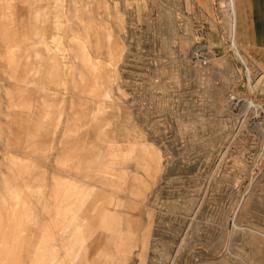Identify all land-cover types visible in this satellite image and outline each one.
<instances>
[{"label":"rangeland","instance_id":"1","mask_svg":"<svg viewBox=\"0 0 264 264\" xmlns=\"http://www.w3.org/2000/svg\"><path fill=\"white\" fill-rule=\"evenodd\" d=\"M80 1L73 19L71 0H0V76L23 79L26 68L15 70L11 60L39 50L44 78L35 79L56 92L51 103L36 100L35 90L12 95L9 112L20 117L12 122L23 123L22 137L0 136V188L6 178L12 188L35 190L18 225L21 237L38 236V264H75L74 240L88 226L102 240L92 241L76 264H96L99 255L106 256L101 264H264V113L254 106L264 110V66L235 37L237 48L231 46L230 0H213L207 14L196 0ZM37 7L43 10L38 22ZM75 34L111 70L108 96L76 80L69 42ZM110 50L120 58L111 61ZM7 85L0 80V126ZM43 103L52 110L51 134L72 103L75 136L67 138L82 144V155L95 148L90 164L79 167L83 172L49 175V163L56 171L61 165V137L26 139L28 122L39 121L31 114ZM28 150L29 168L25 160L9 176L16 168L3 154L23 158ZM152 161L158 165L153 179ZM142 185L131 202L129 194Z\"/></svg>","mask_w":264,"mask_h":264},{"label":"crops","instance_id":"2","mask_svg":"<svg viewBox=\"0 0 264 264\" xmlns=\"http://www.w3.org/2000/svg\"><path fill=\"white\" fill-rule=\"evenodd\" d=\"M32 1L33 4L34 0ZM72 6H71V18L77 19L79 17L78 10L81 7V1L80 0H71ZM196 3L204 13H209L210 10H212L213 7V0H196ZM230 10H232L231 14V30L233 32V35L231 37V44H235L234 37L236 38L237 44L239 47L243 48L246 52L253 55L258 61H260L264 66V0H231L229 3ZM42 11L41 8L37 7L34 9L33 18L35 21L38 22L41 21L42 18ZM70 32L74 34L72 29H70ZM235 34V35H234ZM38 33H36V38H38ZM80 35L75 34V37L70 38V49L73 50V61L75 66L74 75L76 80H79L82 84V81L86 82L84 85H88L92 87L93 89H100L104 90V96H108L106 92V87L111 81V75H110V69L107 70L105 68V63L102 61H96L94 58H91L85 50V45L83 44V39L79 37ZM236 45V44H235ZM100 44L97 42L95 44V49L99 50ZM14 53V52H11ZM120 58V56L117 54L115 50H110L109 52V59L111 61L113 59ZM42 59L41 51L37 50L34 51V56L24 58V60H15L12 59L13 62V68L15 70H19L20 68L23 69L26 68L27 73L23 75V79H16L15 75H2L0 76V80L7 85V89L3 88V94L4 96L8 94V97L4 99V106L2 108V121L6 122L4 126H0V136L3 137V141H8L9 138L14 137L16 140H20L22 137V130H23V123L18 122V125H13V119L20 118L17 114L13 112H9V107L13 105V96L12 95H20L24 91L32 92L33 90L37 91L39 93V96L36 98V100L41 102H52V98L56 94L55 90L45 84L37 83V79L42 77L44 78V73L42 75L40 71V60ZM78 66V67H76ZM77 68V69H76ZM83 69H87L88 72L85 73ZM51 73L45 74L47 76H50ZM83 87V86H82ZM10 88H13V92L10 91ZM78 90L77 99H78V106H81L84 104L81 99V95H83L80 91V88H76ZM92 90V89H91ZM12 93V94H11ZM93 98V97H92ZM83 102V103H82ZM72 103L70 104V107L67 108L66 117L62 120L61 126L57 129L56 134H51L49 131V121L52 115V110L43 104H40L39 106H36V112L35 114H31L32 117H38L39 121H29L28 127L25 130V133H27L26 139H41V141L44 142V138H60V142L64 143V145H61L62 152L60 154V166L59 170H53L52 164L49 163L50 173L52 174H68V173H74V172H83L82 165H88L90 164L91 160L95 157L92 155L95 148L90 150L86 155H82L81 151L83 150L82 144L79 143H70L71 140L67 137H73V129L71 127V120L73 117V111L71 112ZM78 113V110H77ZM72 116V117H71ZM109 125V121H107L104 125V128ZM48 128V129H46ZM103 128V129H104ZM73 133V134H72ZM98 135H103V133H99ZM105 135V134H104ZM48 141V139H47ZM52 141V139H51ZM49 141V142H51ZM27 143H35V141H26ZM8 143V142H7ZM5 144V143H4ZM11 153L15 152L14 149L10 150ZM30 155L25 154V156L19 157L15 156L10 159V153L8 155L3 154V161L8 162L7 166L11 167V169H15L14 173H10L9 176H16L17 171L19 167H23V162L27 160V168H29V160L34 159V157H31V151L28 150ZM17 153V152H16ZM33 153V152H32ZM81 156V159L77 160L78 157ZM65 162V163H64ZM25 163V164H26ZM35 168V167H34ZM38 173L35 172L34 175H37ZM2 177H5L7 175H1ZM148 176L150 177V169H148ZM153 176V175H152ZM152 178V177H151ZM153 179V178H152ZM1 188H0V242H6V244H10V251L14 247H17L18 249L22 250L20 253H17L18 256L24 257V262L30 263L31 260L33 264H38L36 262L38 256V251L42 247L36 240H38V236L32 235L27 236V238L21 237L20 233L22 230L21 227H19L20 218L26 217L29 215V212L31 211L30 206L32 204H29V201L32 199V196L34 195L35 190L30 189H23L20 187L21 184H17L18 187L12 188L9 182L6 178L1 180ZM141 186V185H140ZM134 192L132 197L136 198L138 200L139 191L141 189H145L146 185H142ZM30 191V192H28ZM130 195V194H129ZM24 207L25 210L27 208V211L25 213H19L18 209ZM114 211H117V207L113 208ZM135 210V209H134ZM99 212H101L100 218H102L101 221H99L100 227L104 228L106 225V222L104 221L105 217V211L100 208ZM41 216H46V210L40 211ZM114 214V215H113ZM112 214V225L111 227L113 230L111 231V237L114 239L115 237V244L117 246L115 247V256L118 255V246L120 247V228H119V220L116 213L113 212ZM26 215V216H25ZM44 219V217H42ZM100 220V219H99ZM41 224H43V220L40 221ZM77 224L78 221H77ZM39 229H43L44 225H39ZM93 226H88L86 232H84L83 237H76L74 240V245L77 246L76 249V255L73 257L79 262L81 260V252L85 254L87 253L89 246L91 245L92 241L96 239L101 241V232L97 238L91 236L93 234L92 231ZM96 226L94 225V228ZM99 227V226H98ZM48 227H46L47 229ZM29 229V228H28ZM29 231V230H28ZM108 241V240H107ZM119 241V242H118ZM105 243V242H104ZM103 243V244H104ZM105 246V244H104ZM102 247V249L104 248ZM85 250L80 251L79 250ZM101 250V249H99ZM119 257V255L117 256ZM106 256L99 255L95 259L97 261L96 264H101L102 261L106 262ZM75 263V264H76Z\"/></svg>","mask_w":264,"mask_h":264},{"label":"bare ground","instance_id":"3","mask_svg":"<svg viewBox=\"0 0 264 264\" xmlns=\"http://www.w3.org/2000/svg\"><path fill=\"white\" fill-rule=\"evenodd\" d=\"M231 1V0H230ZM232 47L237 48V46L233 43L231 44ZM239 54V53H238ZM240 55V54H239ZM241 59V58H240ZM236 100V98H235ZM246 104V106H250L252 105L251 102H244ZM257 110L261 111L262 113H264V110L262 109L261 106L259 105H254ZM256 111V110H255ZM256 113V112H255ZM262 113H257L256 116L254 117H259L262 115ZM158 165L156 162L152 161V164L150 165L149 169H150V178L152 177V175L155 174V172L157 171ZM131 202H135V198L132 197L131 195H129L128 198ZM135 213V212H134ZM124 238L122 239V243H123ZM133 240V238H131V241ZM10 244H6V242H0V264H33L32 261L30 260V263L24 262V257H22L20 259V256H18L17 254H15L14 252H9L10 251ZM36 259V257H35ZM122 260V259H121ZM23 262V263H22ZM36 262L39 263V259L36 260ZM124 261H122L123 263ZM143 259L141 261L140 264H143Z\"/></svg>","mask_w":264,"mask_h":264},{"label":"built area","instance_id":"4","mask_svg":"<svg viewBox=\"0 0 264 264\" xmlns=\"http://www.w3.org/2000/svg\"><path fill=\"white\" fill-rule=\"evenodd\" d=\"M231 97H232L231 99H233V100L235 99V96L234 95H231Z\"/></svg>","mask_w":264,"mask_h":264}]
</instances>
